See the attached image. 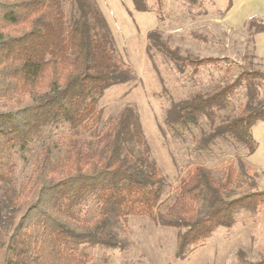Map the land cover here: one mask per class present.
<instances>
[{
  "label": "trees",
  "instance_id": "16d2710c",
  "mask_svg": "<svg viewBox=\"0 0 264 264\" xmlns=\"http://www.w3.org/2000/svg\"><path fill=\"white\" fill-rule=\"evenodd\" d=\"M71 1L77 15L66 24L62 0H0V185L15 172L12 147L18 142L24 149L43 125L61 121L72 135L83 132L92 137L71 139L60 155L44 146L25 185L18 192H5L0 200V264H95L79 247H120L110 226L131 216L150 217L162 227L178 230L181 256L217 229L232 227L236 209H264V190L226 197L240 180L230 162L222 179L204 165L188 167L175 187L172 203L158 211L165 176L151 157L135 111L126 107L104 131L96 127L97 100L107 88L134 80L133 72L116 56L94 0ZM131 1L136 11H147L146 0ZM155 1L158 6L163 2ZM254 30L263 32L264 26ZM147 38L155 48H165L167 58L182 67L223 60L178 57L167 44H159L156 32ZM259 82L264 89V73L242 70L211 94L173 104L167 123L196 126L239 88L255 93ZM251 101L205 135L203 142L208 145L231 135L252 155L257 143L251 129L264 122V95ZM130 144L137 152L127 148ZM91 195L96 196L100 210L91 219H81L77 207ZM200 200L205 206L202 214ZM241 260L242 264H264V256L254 262Z\"/></svg>",
  "mask_w": 264,
  "mask_h": 264
},
{
  "label": "rangeland",
  "instance_id": "374dc122",
  "mask_svg": "<svg viewBox=\"0 0 264 264\" xmlns=\"http://www.w3.org/2000/svg\"><path fill=\"white\" fill-rule=\"evenodd\" d=\"M94 2L107 23L116 56L134 75V80L127 84L107 88L97 100L96 127L98 132L104 131L126 107L135 111L151 157L165 176L158 211H164L172 203L180 177L195 164L206 166L218 179L225 176L228 163L235 164L240 180L226 194L227 198L263 191L264 168L253 164L245 146L233 136L216 138L208 145L203 142L205 135L234 116L245 103L263 97L262 82L257 83L255 93L239 88L214 107L210 116H202L196 126L169 124L167 113L173 104L215 92L232 82L242 70L264 73V31L254 33L256 26H264V0H163L161 6L155 0H146L145 12L136 11L131 0ZM62 5L68 24L77 10L71 0H62ZM150 32H156L159 44H167L178 57L223 60L182 67L167 58L165 48L152 46L147 38ZM252 130L260 142L252 160L262 163L264 122ZM90 138L83 132L72 135L67 125L55 121L33 132L24 149L17 142L11 149L15 172L9 182L0 185V200L5 192H18L25 185L33 161L44 146L60 155L71 139ZM131 146L127 148L137 152L138 148ZM204 207V201L200 200L199 214ZM77 210L81 219L97 216L100 207L96 196L84 198ZM233 216L232 227L217 229L181 256L178 230L162 227L150 217L137 216L112 222L110 230L120 240V247L83 244L79 252L95 264H242L241 259L259 260L264 256V209L239 208Z\"/></svg>",
  "mask_w": 264,
  "mask_h": 264
},
{
  "label": "crops",
  "instance_id": "0c3cea01",
  "mask_svg": "<svg viewBox=\"0 0 264 264\" xmlns=\"http://www.w3.org/2000/svg\"><path fill=\"white\" fill-rule=\"evenodd\" d=\"M252 130V129H251ZM254 130V129H253ZM253 130L251 131V134H252V136H253V139L256 141V143H257V147H256V150L258 149V146H259V140L256 138V135L253 133ZM260 134V133H259ZM258 140V141H257ZM261 145V144H260ZM256 150H255V152H256ZM254 152V153H255ZM253 153V154H254ZM253 154L251 155V161L253 162V164L255 165V166H257V167H260V168H264V162H262V163H259V162H254V160H252V156H253Z\"/></svg>",
  "mask_w": 264,
  "mask_h": 264
}]
</instances>
